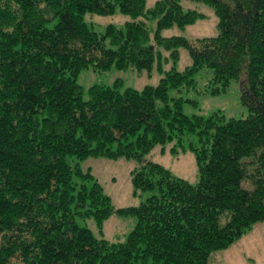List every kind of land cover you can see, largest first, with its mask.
<instances>
[{
  "label": "trees",
  "instance_id": "obj_1",
  "mask_svg": "<svg viewBox=\"0 0 264 264\" xmlns=\"http://www.w3.org/2000/svg\"><path fill=\"white\" fill-rule=\"evenodd\" d=\"M200 1L214 8L219 34L191 41L161 35L204 16L180 0L149 9L146 0H0V264H211L264 221V0ZM118 10L132 17L124 28L86 20ZM156 18V44L175 58L187 47L192 65L142 90L94 84L85 99L84 69H152ZM203 68L213 94L244 76L246 118L183 113L169 90L194 86ZM187 134L197 138V184L146 159L174 137L184 146ZM90 156L138 162L133 185L150 196L117 210L138 219L124 242L78 222L101 225L116 211L77 161Z\"/></svg>",
  "mask_w": 264,
  "mask_h": 264
},
{
  "label": "rangeland",
  "instance_id": "obj_2",
  "mask_svg": "<svg viewBox=\"0 0 264 264\" xmlns=\"http://www.w3.org/2000/svg\"><path fill=\"white\" fill-rule=\"evenodd\" d=\"M157 1L159 0H146V8H153ZM180 4L184 10H196L204 16L196 18L185 27L174 25L165 28L161 31L162 37L178 36L194 41L219 34V17L213 7L200 0H180ZM131 19L130 15L120 10L110 15L86 14V20L93 22L102 32H105L109 24L124 28L126 22ZM157 24L158 18L148 23L150 42L156 46V60L152 69L139 70L128 67L123 70L116 66L106 72L95 71L93 68L84 69L78 76V83L84 88L85 99L89 97V88L94 84L113 86L118 83L122 90L128 87L142 90L147 85H158L167 71L174 67L182 72L192 65V56L187 47H178V57L175 58L172 50L156 44ZM212 77V70L203 68L195 75L194 86L185 85L179 90L170 89L169 96L173 99L182 98L183 113L190 117L194 115L209 117L219 114L225 120L246 118L249 115V108L242 102L244 76L233 80L227 91L218 94L209 91ZM189 142H197V138L187 134L184 138V146L176 137L166 143H157L146 155V159L164 166L176 177L197 184L200 180L199 164ZM77 161L84 171H91L96 181L102 185L104 193L110 197L116 210L101 225L94 217L79 218L78 222L90 228L98 238L111 242H124L137 225L138 219L134 215L120 214L117 210L137 207L150 196L149 192L137 190L133 185V170L138 166V162L127 157L105 156H90ZM244 185L249 186L247 182H244ZM225 220L226 218L224 222ZM211 264H264V221L256 223L229 247L216 251Z\"/></svg>",
  "mask_w": 264,
  "mask_h": 264
}]
</instances>
